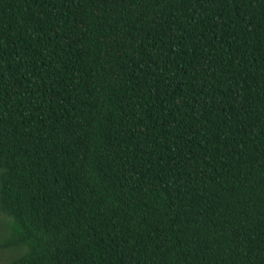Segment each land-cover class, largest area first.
Masks as SVG:
<instances>
[{"label":"trees","instance_id":"obj_1","mask_svg":"<svg viewBox=\"0 0 264 264\" xmlns=\"http://www.w3.org/2000/svg\"><path fill=\"white\" fill-rule=\"evenodd\" d=\"M0 264H264V0H0Z\"/></svg>","mask_w":264,"mask_h":264},{"label":"rangeland","instance_id":"obj_2","mask_svg":"<svg viewBox=\"0 0 264 264\" xmlns=\"http://www.w3.org/2000/svg\"><path fill=\"white\" fill-rule=\"evenodd\" d=\"M2 215H0V222H1V220H2ZM3 258V254H0V259H2Z\"/></svg>","mask_w":264,"mask_h":264}]
</instances>
